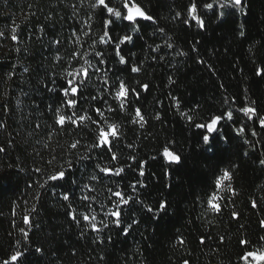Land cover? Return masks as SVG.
Segmentation results:
<instances>
[{"label": "trees", "instance_id": "16d2710c", "mask_svg": "<svg viewBox=\"0 0 264 264\" xmlns=\"http://www.w3.org/2000/svg\"><path fill=\"white\" fill-rule=\"evenodd\" d=\"M142 3L157 18L158 25L149 24L135 45L124 46L123 50L132 61L143 62L144 71L132 74L130 68L116 62L113 52L105 49L108 67L112 69L109 77L123 78L131 87H138V82L150 85L149 91L142 92L129 109L131 112L141 107L148 121L144 128L130 123L132 117L118 110L106 113L111 121L122 125L123 139L117 150L121 163H131L129 155L136 156L137 161H148L145 177L126 170L119 180L120 186L137 201L123 209V226L127 227L133 219L139 223L132 225L127 236L115 226L103 230L99 235L104 243L100 244L93 243L97 233L69 219L67 202L60 198L64 188H53L51 182L40 187L56 166L67 159L73 160L77 164L78 184L66 186L72 192L71 203L78 215L90 214L101 211V202L108 204L105 188L115 187L119 179L102 177L100 183L89 180L94 165L106 164L109 158L105 155L101 159L97 155L101 150L88 153L81 146L78 153L90 154L93 159L77 160L78 153L69 151L68 145L76 139L81 145L89 144L91 133L87 128L66 131L56 128L48 105L57 107L62 98L58 92L49 93L43 87L46 82L54 88L63 83L61 64L55 56L67 59L74 47L72 33L84 28L85 22L92 25L86 30L98 37L102 30L100 14H92L88 0L83 4L81 0H0V33H3L0 123L4 125L0 128V146L5 148L0 153V259L10 257L15 251H26V264H183L184 260L190 264H238L240 239H247L255 246L261 244L264 165L259 160L264 158V129L257 123L254 127L259 135L252 136L251 129L244 137L235 135L233 127L250 124L237 113V123L224 128L229 142H221L223 152L213 156L203 150L201 132L194 123L203 122L210 114L235 109L245 100H255V106L264 115V78L254 74L257 67L264 66V0H244L247 15L230 10L231 14L218 20L207 14L206 31L183 23L189 0H142ZM176 12L182 16L175 18ZM241 24L245 26L244 37L239 35ZM14 27L18 43L11 39ZM157 27L163 28L164 34L156 31L153 35ZM169 37L175 47L171 50L165 47V58L153 61L152 57L158 53L149 45H164ZM54 39L62 43L57 46ZM91 42V37L81 35V50L92 52L88 47ZM193 46L198 51H192ZM103 47L98 45V49ZM179 51L187 55H177ZM198 59H203L205 64L198 63ZM209 65L214 71L209 70ZM53 73L55 84H51ZM96 93L93 80L84 95ZM233 99L235 104L231 103ZM175 100L179 101V109ZM108 102L116 106L110 97ZM81 103L89 107L84 100ZM181 112L192 116L193 123ZM156 114L161 116L160 120L154 118ZM245 139L250 143L245 144ZM165 143H171L184 158L182 166L166 165L159 157ZM128 144L133 147L129 149ZM153 155H157V160L150 159ZM36 168L41 172L37 173ZM166 168L170 172L167 177ZM224 168L233 171L232 186L237 195L221 193L226 197L221 203L227 206L221 215L214 216L205 211V194L211 191L215 177ZM137 179L143 180L147 187L138 186L133 192L128 185ZM82 184H89L96 191L89 193ZM82 194L96 197L92 209L80 199ZM162 199L169 202V215L151 219L145 206L156 207ZM253 200L259 205L256 209L251 207ZM232 211L240 214L239 220L231 218ZM25 215L32 219L30 229L24 223ZM21 229L29 231L27 240ZM201 237H210L206 245L200 244ZM178 238L186 243L179 245ZM37 246L43 249V254L34 252Z\"/></svg>", "mask_w": 264, "mask_h": 264}, {"label": "snow or ice", "instance_id": "6c2138e0", "mask_svg": "<svg viewBox=\"0 0 264 264\" xmlns=\"http://www.w3.org/2000/svg\"><path fill=\"white\" fill-rule=\"evenodd\" d=\"M84 0H81L83 4ZM88 6L92 10V14L99 13L102 24L101 34L98 37L92 36V33L86 29H91V23L85 22L84 28H81L72 33L73 37V50L70 55L65 59L60 55L55 56L57 63L61 64L62 74L60 79L63 83L54 88L50 86L48 82L44 83L43 87L49 93L58 92L60 97V104L57 107L48 105L49 111L52 113L54 119V126L60 131H66L71 129L85 128L91 133L92 140L87 145H81L79 139L74 140L68 145L69 151H75L78 153L79 147L87 149L88 153L101 150L97 155L103 159L106 155L109 160L106 164L96 163L94 165L93 173L89 176L90 181L100 183L102 177L119 178L116 182V186H106L105 190L108 195V204L100 203V212L92 211L90 214H77L76 208L71 203L72 192L69 187L71 185H77L78 180L75 176V169L77 164L71 159L65 160L64 164H60L51 171L43 183L40 184L41 188H44L49 182H51L53 188L61 187L65 190L61 193L60 198L67 202L68 217L75 222L78 226L81 224L86 225L87 229L97 233V237L93 240V243L103 244L104 240L100 237V233L109 229L111 226L121 229L122 234L127 236L129 229L133 224H138L139 221L133 219L131 224L127 227L123 226V209L130 204L137 202L134 201V197L127 194L125 189L120 186L119 180L123 179L126 170L134 171L139 177H145V168L148 164L147 160L137 161L136 156L129 155L128 160L131 163H121L120 156L117 153L120 141L123 139V133L121 131L122 125L111 121L110 117L106 113L114 111H120L125 115H130L133 125H138L140 128H144L147 124V119L141 109V107H135L131 112L129 111L131 105L135 100H139L141 93H147L150 85L148 83H139L138 87H131L123 78L116 77L111 78L108 73L112 71L108 67L109 61L106 59L105 49L110 50L115 54L116 62L121 66L130 68L132 74L139 75L143 69V62L136 63L132 61L128 56L124 54L123 47L128 45H135L136 41L141 38L143 29L149 24L158 25L157 18L151 14V12L143 5L142 0H88ZM75 7V6H74ZM246 4L244 0H189V4L186 6V15H184L183 23L189 28L195 26L200 31H206V19L207 14L211 13L216 19L222 20L226 15L231 14V11H238L247 15L244 11ZM231 10V11H230ZM181 12H176L175 18H180ZM92 19V15L89 16V20ZM143 22V23H142ZM245 26L240 25L239 35L245 36ZM119 30V31H118ZM43 31V29H41ZM158 31L164 34L163 28L157 27L153 32ZM11 39L13 42H19L16 33V28L12 29ZM81 35L91 37L92 42L88 44V47L93 49L92 52L82 51L83 44L81 43ZM3 33H0V37ZM55 45L62 43L59 39H54ZM196 43H199L197 41ZM98 45H103V48L98 49ZM153 52L158 53L157 56H153V61L163 60L166 53L163 49L166 47L171 50L175 45L171 42V37L165 42L164 45H155L152 47L149 45ZM98 49V50H97ZM192 51L196 52L198 49L193 46ZM134 56L135 54L132 53ZM177 55H187L186 52L179 51ZM92 56V59H88ZM95 60V64L93 63ZM62 62V63H61ZM75 62V64H74ZM198 63L205 64L203 59H198ZM66 65V66H65ZM78 65V66H76ZM209 70L214 71L209 65ZM28 69H25L27 72ZM255 76L264 78V66L257 67L255 69ZM11 73L9 79H11ZM96 81L97 93L90 94L85 97L84 90L89 86L91 81ZM170 83L174 81L169 78ZM56 83L55 73L51 76V84ZM115 102V107L109 104L108 98ZM175 99V98H174ZM89 105L88 108L84 107L81 101ZM228 102V98L225 97V103ZM232 104L236 101L233 99ZM101 105H104L102 107ZM255 100H245L239 107L232 109L229 108L220 113L210 114L203 122H195L194 127L200 130V140L202 141L203 150L207 153H212L213 156L223 152V143H228L229 138L224 134L225 125L232 127L237 123V113L242 115L243 118L249 123H240L239 126L233 127L232 130L237 136L244 137L247 135L249 129H251V135L257 136L259 133L256 131L254 125L258 123L260 129H264V115L260 114L259 109L255 106ZM175 106L179 109V101L175 100ZM91 113L93 114H90ZM182 116H185L189 123H193V117L188 116L186 113L181 112ZM156 120H160L161 116L156 114L154 117ZM4 125L0 123V128ZM39 127V125H37ZM245 144H249L250 141L245 139ZM129 149L133 147L132 144L126 145ZM5 152V148L0 146V153ZM160 158L163 159L166 165L182 166L184 158L178 153L171 143H165L158 152ZM247 155V152L244 153ZM55 157H53V160ZM93 156L85 153H78L77 160H92ZM151 160H157V155L150 157ZM261 165H264V158L259 160ZM52 164V161H49ZM133 165H136L133 167ZM37 173L41 172L40 168H36ZM102 174V176L100 175ZM170 172L165 169V176H169ZM233 171L230 168H224L214 179L211 186V191L205 194V211L211 213L214 216L222 214L226 203H221L226 200V197L221 193H229L231 196L237 195L235 188L232 186ZM140 188L147 187L143 180L137 179L135 182H130L128 187L133 192H136ZM31 187V185H29ZM82 188L87 189L89 193L96 191V189L89 184H82ZM171 188V185H167ZM39 199V196L36 197ZM80 199L87 205L89 209H92V205L96 201V197L91 195L82 194ZM143 204V201H138ZM251 207L256 209L259 207L257 201L251 202ZM35 206L32 208L34 212ZM147 213L151 214V219H162L169 215L170 205L165 199L159 201L156 207L145 206ZM99 215V219H98ZM231 218L233 220H239L240 214L236 211H232ZM24 223L32 226V219L30 216H24ZM211 223V221H209ZM260 227L264 229V219L260 220ZM23 236L27 240L29 237V231L25 229L20 230ZM84 230L81 232V238L84 236ZM210 237H201L200 244L206 245ZM261 244L259 246L252 245L251 241L247 239H240L239 246L240 252L238 253V264H264V236L260 238ZM108 241L111 242V236H108ZM220 242H223V237L220 238ZM19 243V242H17ZM186 241L183 238H178V244L184 245ZM34 252L37 254H43V249L39 246L35 247ZM75 255V251H73ZM103 259V257H101ZM27 255L26 251H15L10 257L0 259V264H26ZM183 264H190L188 260H184Z\"/></svg>", "mask_w": 264, "mask_h": 264}]
</instances>
